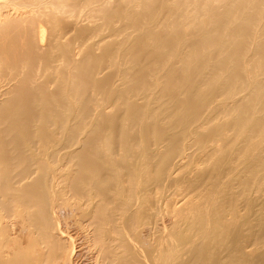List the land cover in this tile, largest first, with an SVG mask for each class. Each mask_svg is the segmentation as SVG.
<instances>
[{
    "label": "bare ground",
    "instance_id": "bare-ground-1",
    "mask_svg": "<svg viewBox=\"0 0 264 264\" xmlns=\"http://www.w3.org/2000/svg\"><path fill=\"white\" fill-rule=\"evenodd\" d=\"M0 0V264H264V0Z\"/></svg>",
    "mask_w": 264,
    "mask_h": 264
},
{
    "label": "rangeland",
    "instance_id": "rangeland-1",
    "mask_svg": "<svg viewBox=\"0 0 264 264\" xmlns=\"http://www.w3.org/2000/svg\"><path fill=\"white\" fill-rule=\"evenodd\" d=\"M214 3H215V4L217 3L216 5L220 7V6L222 5L223 1H221V0H217V1H215Z\"/></svg>",
    "mask_w": 264,
    "mask_h": 264
}]
</instances>
